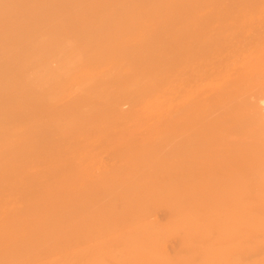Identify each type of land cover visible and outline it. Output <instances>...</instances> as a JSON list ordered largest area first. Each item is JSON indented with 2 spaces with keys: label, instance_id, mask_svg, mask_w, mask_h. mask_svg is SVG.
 <instances>
[{
  "label": "bare ground",
  "instance_id": "6f19581e",
  "mask_svg": "<svg viewBox=\"0 0 264 264\" xmlns=\"http://www.w3.org/2000/svg\"><path fill=\"white\" fill-rule=\"evenodd\" d=\"M0 264H264V0H0Z\"/></svg>",
  "mask_w": 264,
  "mask_h": 264
},
{
  "label": "rangeland",
  "instance_id": "374dc122",
  "mask_svg": "<svg viewBox=\"0 0 264 264\" xmlns=\"http://www.w3.org/2000/svg\"><path fill=\"white\" fill-rule=\"evenodd\" d=\"M122 108H123V109L128 108V104H127V103H123V104H122ZM161 215H162V216H161ZM156 217H157V218H162V217H163V212H161V210L158 211L157 214H156Z\"/></svg>",
  "mask_w": 264,
  "mask_h": 264
}]
</instances>
